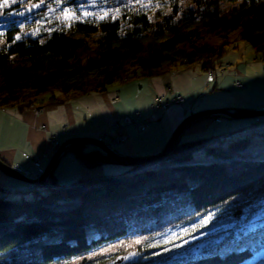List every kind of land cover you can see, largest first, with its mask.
Here are the masks:
<instances>
[{
	"label": "trees",
	"instance_id": "obj_1",
	"mask_svg": "<svg viewBox=\"0 0 264 264\" xmlns=\"http://www.w3.org/2000/svg\"><path fill=\"white\" fill-rule=\"evenodd\" d=\"M84 1L65 4L76 8ZM182 1L164 0L154 10L123 3L113 15L68 26L53 22L37 35L31 30L49 20L44 6L31 24L6 19L0 10V108L21 109L43 95L47 103L63 104L129 78L207 61L236 30L264 53V0H189L195 9ZM223 1L231 4L220 10ZM15 2L13 9L50 0ZM260 135L178 140L156 170L130 174L127 168L66 186L55 180L0 197V264H105L133 255L125 264H264V222L174 258L157 255L156 241L169 230L264 200V157L251 150ZM82 146L71 144L87 165L111 161L97 146L88 152ZM202 148L209 161L195 160Z\"/></svg>",
	"mask_w": 264,
	"mask_h": 264
},
{
	"label": "crops",
	"instance_id": "obj_2",
	"mask_svg": "<svg viewBox=\"0 0 264 264\" xmlns=\"http://www.w3.org/2000/svg\"><path fill=\"white\" fill-rule=\"evenodd\" d=\"M250 55L251 63L253 65L259 64L262 72L250 70L247 74L242 75L238 67H235L237 70L235 78L244 79L245 85L241 87L244 88L243 97L239 100L234 99L231 105L225 109L260 110L264 108L263 101L253 98V96H250L246 92V90L252 92L253 85L260 82V77H264V60H262L264 53L254 50L253 52L251 51ZM228 65H231L230 68L232 67L231 63ZM210 66L206 61L204 68L207 70ZM176 67H172L169 71L160 74L152 80L154 86L153 96L149 99L150 104H147L143 110L136 109L132 112L128 109L129 100H126L127 89L124 92L119 89L91 91L75 99L68 100L63 104L47 103L46 98L38 97L30 104H41L43 106V109L38 114L34 113L29 106L21 109L18 107H1L0 159L19 171L24 172L25 176L30 177L28 174L35 173L37 170V162H41L42 168L45 171L54 158L56 150L66 143L79 138L98 137V133L106 131L111 122L120 121L126 116L136 118L138 114L143 119H148L149 122L146 127L142 132H138L134 126L122 129V133L126 132L128 134V140L117 146L119 151L114 150L119 154L130 157H142L160 153L171 139L170 137L173 132L177 130L176 128L182 118L186 119L190 115L200 111L214 110L215 107L211 103H206L204 105L201 104L200 108H198V103L204 95V90L208 88L212 90L213 87L211 85L214 82H211L207 86L206 78L205 81L195 88V78L192 75L193 69L174 71L173 69ZM227 77L231 76L223 75L221 78L225 80ZM131 79L134 78H129V81ZM142 79L145 78H140L139 80ZM129 81L123 82L128 83ZM169 86H171L170 89L168 88ZM235 87H237L236 84ZM138 96L134 95V99H137ZM178 96H182L183 98V102L179 104V108H175L172 105L161 107V109L158 108L160 102L164 103L163 101L167 102V100L169 101V99ZM152 97L155 98L152 100ZM166 119L171 123L170 131L167 130L165 125ZM245 119L247 118L234 119L227 117L215 129L213 136H223L227 131H229L227 132L228 134L247 126L251 121H246ZM184 130L177 141H180ZM55 139L59 145L53 144ZM257 140L262 139L257 137L254 142H257ZM108 141L106 140V143ZM184 142L186 141L180 143ZM71 144H68L66 149L60 154L51 170L53 171V175L50 176L49 174L46 183L56 180L59 184L66 186L80 180L102 177L110 173L114 174L111 171L116 169L112 167L120 166L106 161L89 166L74 150V153L67 152L69 148L73 149ZM81 150L84 151L83 146ZM90 150L92 148H87L84 152ZM194 158L197 160L195 152ZM61 159L64 161L58 167ZM70 161L72 164H70ZM116 171L120 170L117 169ZM9 178L0 170V188H19L25 185L21 181H19L20 184H16Z\"/></svg>",
	"mask_w": 264,
	"mask_h": 264
},
{
	"label": "rangeland",
	"instance_id": "obj_3",
	"mask_svg": "<svg viewBox=\"0 0 264 264\" xmlns=\"http://www.w3.org/2000/svg\"><path fill=\"white\" fill-rule=\"evenodd\" d=\"M163 1L164 0H85L83 4H78L77 7L73 6H66L65 3L66 0H50L48 4H36L39 5V7H35V5L28 7H17L16 9H13L15 3H12L11 0H9V3L6 4L4 7L0 8V10H4L5 12L3 14H7L6 19H16L20 23L23 24H31L32 19L34 16L39 12L41 8L46 9V15L49 17V20H42V25L33 28L31 31H33L32 35H37V31H41V28L48 27L53 22L56 23V25H70L72 22L87 18H103L110 15H113L116 13V8L119 5H122L123 3H129L134 6H139L141 8L145 9H152L163 7ZM0 3H3V0H0ZM183 5H185L183 8L186 9V7L195 9V5L190 4L189 0H183ZM231 3L228 1H223L220 4L219 9H224L227 6H229ZM18 5V4H17ZM183 10L179 12V15L183 14ZM53 25V26H56ZM50 27V26H49ZM209 43L219 46L221 45V40L218 38H211L209 40ZM251 51L253 52V48L244 40H242L239 36V30H236L232 32L229 35L228 41L225 45L219 46L218 51L215 52L216 54L213 55L207 62H210V67L204 68V65L206 63L205 59L199 60L197 63L193 65L188 66H179L174 68V71H182L184 69H193V77L195 78V88L200 85L203 81L207 78V86L210 85L208 81V77L211 75L210 72L212 71V75L215 77L214 83H212V87H215L213 90L211 88H208L207 90H204L203 96L201 97L199 101L198 108H200L201 104H213L214 110L216 109H225L228 106L231 105L233 100H239L241 97H243L244 88H241L244 83L243 78H235L237 75V70L235 67H238V70L241 71L242 75L247 74L248 71H257L262 72V68L259 64L253 65L251 63ZM262 60H264V56L262 57ZM232 64V67L230 68ZM253 65V66H252ZM259 65V67H257ZM259 68V69H258ZM132 70V69H130ZM223 75L231 76L227 77L225 80L224 78H221ZM159 75L148 77L142 80L139 79H129L125 81H129L128 83L124 82H117L114 84H111L107 87L106 90H116L119 89L122 92L127 89V95L126 100L128 99V109L130 111H134L136 109L143 110L147 104L149 103V99L151 96H153V82L152 80L155 77H158ZM231 78H233L231 80ZM197 79V80H196ZM237 81V82H236ZM236 82V83H235ZM235 84L237 87H235ZM240 87V88H239ZM169 89L171 86L168 87ZM105 90V91H106ZM250 94V96H253V98L257 100H261L264 102V77H260V82L258 84H254L252 87V92L250 90H246ZM134 95H139L137 99H134ZM175 96V95H174ZM46 95L41 96L40 98H45ZM155 97H152V100ZM175 99L181 98V102L174 103L169 102L167 105H172L175 108H179V104L183 102L182 96L174 97ZM173 99V98H171ZM169 99V101L171 100ZM168 101V100H167ZM165 102V101H163ZM33 107L30 109L36 113L37 111H41L43 109V106L40 104H33ZM197 108V109H198ZM235 110V109H231ZM261 110V109H260ZM264 111V108L262 109ZM38 114V113H36ZM160 117V116H159ZM130 119L133 121L134 124L125 126L123 125L124 119ZM227 119V116L225 115H215V116H209L204 117L201 119H198L191 123L189 126H187L183 132V135L180 139V142L183 141H189V140H195L201 137H209L213 136L215 129L222 124ZM145 120L147 123L149 122L148 119H143L140 114L137 115L136 118L126 116L123 117L120 121H113L109 124V127L104 132L99 133H106L113 125H119L120 129H128L129 127L134 126L137 130L136 123ZM246 121H255V118H247ZM185 121V119H181L180 125ZM250 122V123H251ZM147 125V124H146ZM165 125L167 127V130H171V123L168 119H166ZM146 127V126H145ZM178 127L176 129H178ZM264 128V127H263ZM242 131H253L261 133L260 137H262V140H257V142L252 143V153L256 157H263L264 156V130L263 129H256V128H250L249 126H244L241 128ZM138 132H142L137 130ZM175 132V131H174ZM173 132V134H174ZM229 132V131H227ZM226 132V134H227ZM122 135L126 136L125 140L114 142L112 139L109 140L106 143V140H103L102 142L106 145H109L111 149H115L119 151L118 145L128 140V134L126 132H121ZM171 135V137L173 136ZM217 136V135H216ZM56 137V135H55ZM170 137V138H171ZM93 139L101 141L98 137H92ZM214 144L216 142L214 141ZM94 146V145H93ZM91 149V144L84 143L83 149L84 151L86 149ZM203 149H199L195 151V157L197 158V161H204L208 159L206 154L203 152ZM58 150V149H57ZM56 150V152H57ZM69 153H74L71 148L67 151ZM202 153V154H201ZM55 155V154H54ZM63 159H61L60 164L63 163ZM153 162V161H152ZM150 163V162H148ZM70 164L72 162L70 161ZM113 169H119L120 171H111L114 174L110 173L105 176H116L119 174H122L127 170V168L133 169L132 167H125V166H113ZM157 168H160V166L149 168L148 170H156ZM59 169V168H57ZM121 172V173H119ZM130 173V172H129ZM11 181H13L16 184H20L19 181L14 180L12 178H9ZM17 187H1L0 188V197H9V196H18L19 194L15 192ZM30 192L26 193V196H29ZM217 216H219L218 220ZM264 222V200L251 205L249 207L240 208L239 210L232 213L231 210H226L222 212L221 214H215L208 216L204 219H199L195 222H192L191 224H188L186 226H181L172 230L167 231L164 235L160 236L156 241L157 245L161 247L160 251L157 255H165L164 257H170L174 258L182 254L187 253H195L200 251L202 248L210 244L214 240H219L224 235L228 234L231 231L234 232H240V231H249L257 226L261 225ZM187 230V231H186ZM136 257L135 255L130 257H115L112 260L108 261L105 264H125L129 259H132Z\"/></svg>",
	"mask_w": 264,
	"mask_h": 264
},
{
	"label": "water",
	"instance_id": "obj_4",
	"mask_svg": "<svg viewBox=\"0 0 264 264\" xmlns=\"http://www.w3.org/2000/svg\"><path fill=\"white\" fill-rule=\"evenodd\" d=\"M212 115H225L227 117H231L234 119H244V118H255V117L264 116V111L263 110H241V109H235V110L216 109V110H205V111L194 113L185 119L182 125H180L178 129L175 131L174 135L171 137V139L169 140L165 148L156 155H149V156H142V157L125 156V155L117 153L116 151L108 147L105 143L99 140H96L93 138H79V139H74L70 141L69 143H66L65 145L61 146L56 152L50 164L46 167L44 173L37 179H32V178L25 176L22 172L18 171L15 167L5 163L2 159H0V170L6 176L14 180L21 181L24 183L38 184L42 186L45 184L46 179L49 176L56 161L58 160L60 154H62V152L64 151V149H66L68 144H71V143H86V144L97 146L106 155L110 157L111 163H114L120 166L133 167V166H138V165H144L148 162H152V161L169 156L171 149L176 143L178 137L180 136L182 131L187 126H189L191 123H193L194 121L198 119L209 117Z\"/></svg>",
	"mask_w": 264,
	"mask_h": 264
},
{
	"label": "built area",
	"instance_id": "obj_5",
	"mask_svg": "<svg viewBox=\"0 0 264 264\" xmlns=\"http://www.w3.org/2000/svg\"><path fill=\"white\" fill-rule=\"evenodd\" d=\"M210 74L211 75L208 77L209 83L214 82V80H215L214 75H212L213 74L212 71L210 72ZM169 102L179 103V102H181V98H178V99L173 98L170 101H167L164 103L160 102V104L158 105V108L164 107ZM31 107H33V106L31 105L30 108ZM39 112L40 111H37L36 113H39ZM132 124H134L133 121H131L128 118L123 120V125H125V126H129ZM146 124H147V121H145V120H141V121L137 122L136 123L137 130L143 131ZM249 127L250 128H253V127L254 128H263L264 127V117L256 118L255 122L253 124H251ZM235 134H240V132H235ZM98 138L101 141H103V140H110L111 141V139H112L114 142H117V141L119 142V141L125 140L126 136L121 134V129H120L119 125H113L112 124L111 128L106 133H98ZM53 144L59 145V143L56 139L53 141ZM25 157H27V155H25ZM153 165L155 167L160 166V162L147 163V164L143 165L140 168V170H148L149 168L153 167ZM36 166H37L36 172L32 173V174H28L30 177L39 178L43 174L44 169L42 168L41 162H37ZM34 188H35L34 184H25V185H22L19 188H17V191L18 192H24L27 190H32Z\"/></svg>",
	"mask_w": 264,
	"mask_h": 264
},
{
	"label": "bare ground",
	"instance_id": "obj_6",
	"mask_svg": "<svg viewBox=\"0 0 264 264\" xmlns=\"http://www.w3.org/2000/svg\"><path fill=\"white\" fill-rule=\"evenodd\" d=\"M30 106L31 105H29V108H30ZM161 109V108H160ZM255 118H257V117H255ZM172 150V149H171ZM264 157V156H263ZM166 161H168V160H166L165 159V157L164 158H161V159H158V160H155V161H153V162H160V167H162V166H164V165H166L167 163H166ZM143 165H138V166H133L132 168L133 169H131L129 172H130V174H132V173H135V172H140V171H142V170H140V168L142 167ZM158 169V168H157Z\"/></svg>",
	"mask_w": 264,
	"mask_h": 264
},
{
	"label": "snow or ice",
	"instance_id": "obj_7",
	"mask_svg": "<svg viewBox=\"0 0 264 264\" xmlns=\"http://www.w3.org/2000/svg\"><path fill=\"white\" fill-rule=\"evenodd\" d=\"M11 2L15 3V0H11ZM8 3H9V0H3V3H0V8L4 7ZM35 7H39V5H35Z\"/></svg>",
	"mask_w": 264,
	"mask_h": 264
}]
</instances>
